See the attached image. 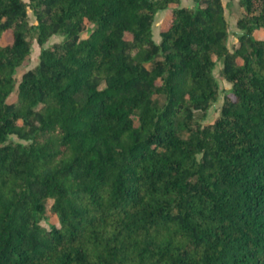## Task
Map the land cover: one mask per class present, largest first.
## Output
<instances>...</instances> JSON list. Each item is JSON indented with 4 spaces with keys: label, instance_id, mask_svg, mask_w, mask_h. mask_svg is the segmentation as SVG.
<instances>
[{
    "label": "trees",
    "instance_id": "1",
    "mask_svg": "<svg viewBox=\"0 0 264 264\" xmlns=\"http://www.w3.org/2000/svg\"><path fill=\"white\" fill-rule=\"evenodd\" d=\"M193 1L0 0V264H264V0Z\"/></svg>",
    "mask_w": 264,
    "mask_h": 264
},
{
    "label": "rangeland",
    "instance_id": "2",
    "mask_svg": "<svg viewBox=\"0 0 264 264\" xmlns=\"http://www.w3.org/2000/svg\"><path fill=\"white\" fill-rule=\"evenodd\" d=\"M222 3L224 5V11H225V15H226L228 25H229L228 27L229 36H228L227 44L229 47H231L232 43L236 41L237 39L236 33L239 31V29L236 25V18L242 13V8L238 4V0H222ZM181 4L193 6L194 1L193 0H181ZM29 15H30V20L33 21L34 17L31 14V12H29ZM167 16H168V10L166 9L160 10L155 14V17L152 23V31H153V38L156 41L160 39L159 31L161 28L165 26ZM254 35L256 37H263L264 32L261 29H258L254 31ZM10 39H11V35L8 32H6L4 33L0 41L5 43L9 41ZM59 39H60V36L52 35L46 41L45 45L51 44L52 42L57 41ZM39 51H40V45L35 40H33L32 45H31V52L29 56L26 58L25 62L20 67H18L17 75H20L22 70L30 68L36 63ZM219 69H220V63H217L216 67L213 70V74L218 81L219 96L214 102H212V104L208 108L205 118L203 119V122L212 121L216 117V115L218 114L220 110L222 101H223L224 91L231 86V83L229 81H227L226 79L220 76Z\"/></svg>",
    "mask_w": 264,
    "mask_h": 264
}]
</instances>
